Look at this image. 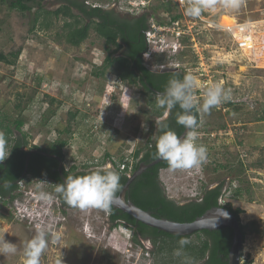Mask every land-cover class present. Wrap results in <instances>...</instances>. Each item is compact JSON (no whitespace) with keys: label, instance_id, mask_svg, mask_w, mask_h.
Listing matches in <instances>:
<instances>
[{"label":"rangeland","instance_id":"obj_1","mask_svg":"<svg viewBox=\"0 0 264 264\" xmlns=\"http://www.w3.org/2000/svg\"><path fill=\"white\" fill-rule=\"evenodd\" d=\"M40 1L43 11H54L65 3V0ZM87 1L92 6L126 13L118 8L116 2L120 0ZM172 4L176 6L172 13H178L179 8ZM154 5L155 1L151 0L145 9L137 12L148 11L152 16L148 24L152 21L158 24L168 17L163 10L154 12ZM37 12L32 7L20 13L0 3V55L9 59V54L18 53L13 65L0 60V115L10 121L23 118L21 131L27 136L28 145L40 148L56 139V128H65L70 122L75 135L69 139L71 146L65 149L66 168L83 159L99 161L104 152L115 162L131 157L127 153L142 145L148 121L155 118L140 115L147 108L145 101L139 99L138 90L120 85L112 70L99 82L92 76L91 71L104 57L102 40L92 31L78 47L71 46L65 43L61 29L65 20L51 18L50 28L44 29L41 20L33 23ZM221 16L234 19L233 29L242 23L246 32L253 35L255 59L236 48L235 36L222 25ZM184 17H179L181 23L196 25L195 29L188 27L183 32L193 38V42H187L193 46L188 45L192 57H195L193 49L202 56L196 64L202 63V72L197 73L196 60L190 62L191 56L185 59L188 63L177 57L188 46L176 50L163 63L154 64L151 59L150 66L165 69L178 63L179 69L197 78L194 93L200 103L205 90L213 83H222L225 89H231V99L208 113H202L199 104L196 106L201 113L196 129L197 143L207 148V159L201 167L193 171L161 169L159 178L167 197L178 203L196 199L202 185L214 187L223 182L220 201L242 211L238 219L245 226V236L240 263L264 264V0H239V7L235 9L225 8L223 0H217L214 10H204L196 20L185 13ZM207 21L215 23L213 28L207 26ZM167 46L169 49L170 45ZM208 68L213 73L204 72ZM212 69L221 73L212 77L216 74ZM49 97L56 100L53 105L49 104ZM227 102L234 106H228ZM71 113H76L75 123L70 121ZM10 129L12 137L17 135L13 126ZM122 153L125 155L120 159ZM218 165L225 167L218 168ZM104 167H110L109 161ZM25 182L18 186L17 192L21 194L17 200L1 204L0 237L15 243L17 251L0 255V264H23L26 243L40 229L45 231L48 240L41 264H79L80 261H85L82 264H104L105 261L162 264L168 261L169 257L159 258L149 241L133 246L132 231L125 226L111 228L105 208L58 210L53 203L57 192L50 182L29 179ZM239 186L241 194L236 196L234 190ZM41 192L52 198H38ZM178 257L173 253L170 259L177 261Z\"/></svg>","mask_w":264,"mask_h":264},{"label":"trees","instance_id":"obj_2","mask_svg":"<svg viewBox=\"0 0 264 264\" xmlns=\"http://www.w3.org/2000/svg\"><path fill=\"white\" fill-rule=\"evenodd\" d=\"M153 1L156 3L152 7L154 12L163 10L168 15L165 20L158 21L159 24L166 25L180 17L179 14L172 13V11H175L176 6L171 1ZM0 3L6 4L8 9L20 13L28 12L32 7H36L38 12L33 19V23L35 25L41 20L42 22L40 24L44 29L50 28L51 18H54V20L58 18L64 19L65 21L61 28L64 32V41L74 47H78L86 40L90 31H92L98 39L102 40V50L104 52L101 64L91 71L92 76L99 82V80L105 79L108 71L110 72L112 70L115 72L116 81L120 85L128 87V90L138 86L145 89L144 92L141 91L139 99L145 101V107L148 110H141L140 115L143 117H146V115H154L155 118L151 122L148 121L149 128L147 127V130L144 131L146 139L142 145L139 144V147H134L131 152L127 153L134 160L132 172L137 169L139 164H148L159 157L156 140L164 131L172 130L179 136L183 133L185 128L177 123L178 115L182 112L178 105L171 110L165 119L156 120L162 118L166 111L165 108L158 105L159 96L157 94L164 93L169 80L182 78L187 70L176 69L174 71L155 72L143 66L144 60L142 59V54L146 50L144 33L149 25L148 19L152 17L148 11L144 10L141 14L131 11L128 13L129 15L119 17L111 9L103 8L100 5L92 6L87 0H65V3L54 11H43L40 0H0ZM185 41L183 43L190 45L187 43L189 41ZM190 50L192 49L188 46L178 54L177 57L183 59L181 62L188 63L185 62V59L189 56H191L190 62L195 59V57H192ZM187 53L189 55H186ZM8 56L10 57L9 59L7 56L0 55V60L7 65H13L18 53L9 54ZM154 59L152 60L154 64L164 61L159 56ZM194 65L196 66V62ZM174 74L178 75L174 76ZM48 102L53 105L56 100L49 97ZM127 102L128 99L125 100V103ZM226 104L228 106H234L230 102ZM54 112L52 111L53 114ZM192 114L196 117L199 125L201 118L200 111L195 107L192 110ZM70 117V121L74 122L76 113H71ZM45 122L46 119L43 123L46 125L47 123ZM161 122L167 124L166 129L162 128ZM24 123L23 118L10 121L7 117L0 115V131L5 134L7 147L10 150L9 156L0 163V196L4 200L3 203H12L21 194L17 192L19 186L17 182L19 181L27 182L28 179L35 181L48 179L55 188L56 184L63 183L57 171L58 161L52 157L41 155L38 152L30 154L26 172L23 176L22 173L25 158L31 150L42 151L43 153L57 156L64 164V161H67L65 149L71 146L69 139L75 135L72 133V124L68 122L65 128H56V139L43 148H40L28 145L27 136L21 131ZM11 126L14 127L17 133L14 137L11 136L13 134L10 129ZM63 135L64 137H62ZM79 152H82L81 149H79ZM124 155L125 153H122L120 159ZM73 158L71 157V159ZM71 159L69 158V160ZM83 160L78 161L79 164L72 163L67 169L62 168V175L65 180L69 176L89 174L99 167H104L106 162L109 161L112 167L105 168L114 170L120 175V188L115 196L120 192L127 177L124 172L118 170L114 162H111V155L109 153L104 152L99 161ZM223 167L225 165H218V168ZM167 168H169L167 162L162 160L158 164L146 169L129 185L125 195L126 200H129L141 210L149 212L155 218H164L178 223L192 222L202 216L207 210L214 207L226 208L238 219V215L242 211L239 208L233 209L228 202L220 201L223 200V182L214 187L202 185L200 187V194L196 199L178 203L168 198L167 194H165L162 181L159 178V171ZM234 194L236 196L241 194L240 186L234 190ZM57 196L62 209L63 207L72 208V206L64 202L61 194L57 193ZM106 211L111 228L123 225L132 231L131 242L133 246H139L143 241L148 240L159 258L160 256L163 259L165 256V259L169 257L168 261L162 264H187L188 262L191 264H228L227 258L233 236V232L229 228L213 231L201 230L188 236H177L137 222L128 214L110 205L106 208ZM244 228L245 226L240 225L243 239L245 236ZM181 239H187L189 241L183 248L179 244ZM177 250L181 254L177 258V261H173L170 258ZM240 264H250V262L244 261Z\"/></svg>","mask_w":264,"mask_h":264},{"label":"clouds","instance_id":"obj_3","mask_svg":"<svg viewBox=\"0 0 264 264\" xmlns=\"http://www.w3.org/2000/svg\"><path fill=\"white\" fill-rule=\"evenodd\" d=\"M217 0H189L185 15L199 18L204 10H214ZM223 7L235 9L239 0H223ZM178 75V74H174ZM197 78L186 73L182 78L170 79L165 92L159 96L158 105L166 109L165 115L177 105L182 110L177 123L187 129L183 137L172 130L164 131L157 137L156 147L160 159L167 162L170 171L193 170L201 167L207 159V148L197 143L198 121L192 110L199 104L202 113H208L212 108L231 99V89H225L222 83L211 84L204 92L202 103L194 93ZM162 128L167 124L161 122ZM10 154L5 134L0 131V162ZM44 183V182H42ZM120 188V175L109 168L99 167L89 174L69 176L64 183L56 184V192L61 194L64 202L72 207L108 208ZM38 198L50 200V194L41 192ZM187 239H181V248L187 245ZM48 247L46 233L40 229L36 236L26 243L23 264H41V256ZM17 251L15 243L0 237V255L14 254ZM181 254L179 250L175 253Z\"/></svg>","mask_w":264,"mask_h":264},{"label":"water","instance_id":"obj_4","mask_svg":"<svg viewBox=\"0 0 264 264\" xmlns=\"http://www.w3.org/2000/svg\"><path fill=\"white\" fill-rule=\"evenodd\" d=\"M144 66L151 71H155V72L164 71V70H159V68L150 67L148 64H144ZM186 131L187 129H184L183 133L180 136L183 137ZM33 152L35 151L28 153V155L25 158V164H24V170L22 176L26 172L29 156ZM40 154L47 157L55 158L43 152H40ZM161 161L162 159L158 157L148 164H143V163L140 164L138 168L131 174V176L127 178L120 192L116 196H114V199L112 200L110 206L128 214L135 221L140 222L148 227L177 236H188L201 230L213 231V230H220L223 228H229L232 230L233 236H232L231 247L228 253L227 262L228 264H240L243 235H242V231L240 230L238 220L230 211L223 208L214 207L207 210L202 216L196 218L192 222L178 223L164 218H155L149 212L141 210L140 208L136 207L133 203H131L129 200H126L125 195L129 188V185L146 169L158 164ZM57 170L59 175L62 177L61 162L59 163ZM61 179L62 182L64 183L65 179L64 178Z\"/></svg>","mask_w":264,"mask_h":264},{"label":"built area","instance_id":"obj_5","mask_svg":"<svg viewBox=\"0 0 264 264\" xmlns=\"http://www.w3.org/2000/svg\"><path fill=\"white\" fill-rule=\"evenodd\" d=\"M164 1H171L175 3L179 8L177 14H179L181 17H184L185 8L188 5L189 0H164ZM112 2L115 3V1ZM126 2L128 3V5L125 6ZM150 2L151 0H120L119 2L117 1L116 3H118V8L123 9L124 11H126V13L131 11L137 13L145 9V6H148ZM181 10H183V12ZM193 19L196 20L197 18H193ZM210 22L211 21H207L206 24L209 28H213L212 25L215 23L214 22L210 23ZM195 26H196L195 24L191 25L189 23L186 24L181 23L179 18L166 25H158L154 21H152L150 23L149 29L145 32L144 35L145 43H146V51L142 54L143 58L144 59L147 58L149 59L147 61H151V59H153L152 53L156 52L155 55H162L165 56L167 59H169V57L175 55L176 50L180 51L188 46L186 43H183L184 38L192 41L193 38L186 37L185 36L186 33H184L183 31L187 30L188 27L195 29ZM238 29L241 33L239 34L238 37H235V44H237L239 48H245V49L247 48L253 52L255 50L253 35L251 33L250 34L247 33L242 26H239ZM227 30L233 35V37L235 36L233 28L227 27ZM167 44L170 45L169 49H167L168 47ZM193 53L195 55L196 64H197V60L198 61L202 60V56L200 53L198 55L194 51V49H193ZM201 64L202 63L196 66V71L198 74L202 72L203 69ZM171 65L174 67H179L178 63H173ZM204 72L213 73L209 68ZM219 73H221V71H219ZM213 76L214 75H212V77ZM125 162L128 163V169H130L131 160L125 159ZM125 168H126L125 164L120 165V170H124Z\"/></svg>","mask_w":264,"mask_h":264},{"label":"bare ground","instance_id":"obj_6","mask_svg":"<svg viewBox=\"0 0 264 264\" xmlns=\"http://www.w3.org/2000/svg\"><path fill=\"white\" fill-rule=\"evenodd\" d=\"M126 5H128V3L126 2V4H125V6ZM120 10H123V9H120ZM221 22H222V25H225V28H226V30H227V27H230V28H233V27H235V21H234V19H232V18H230V17H228V16H221ZM159 24V23H158ZM159 25H161V24H159ZM149 26H150V24L148 25V28H147V30L149 29ZM156 26V25H155ZM239 26H242L244 29H245V31H247L246 30V27H244L243 26V24L242 23H239L238 24V27ZM238 27H237V29H234V31H235V33H236V35H235V37H238L239 36V34L241 33L240 31H239V29H238ZM146 30V31H147ZM145 31V32H146ZM144 35H145V33H144ZM183 40H187V41H189L190 43H191V41L189 40V39H183ZM235 46H236V48L239 50V51H241L242 53H247V56H250V57H254L253 59H255V57H256V51L254 50L253 52L251 51V50H249V49H245V48H239L238 47V45L237 44H235ZM193 47V46H192ZM146 51V50H145ZM144 51V52H145ZM156 54V52H153L152 53V56H153V60H155L154 58H156V57H162L163 59H164V61H162V62H160V63H163V62H165L166 60H169V59H167L165 56H162V55H155ZM194 54V53H193ZM142 59L144 60V62H146V63H150L149 61H147V60H149V59H147V58H143V56H142ZM158 66V65H157ZM173 68H175V69H178L179 70V68L180 67H173ZM213 71H215V73L216 74H213L214 76H218V74H219V72L217 71V70H213ZM214 79V78H213ZM49 155V154H48ZM125 159H130L131 160V165H130V169H128V163L127 162H125ZM125 159H122L121 161H119V162H115L114 160H112L111 162H114L115 164H116V167L118 168V170L120 171V172H124L125 173V175H126V177L127 178H129L130 176H131V174L133 173L132 172V169H133V163H134V160H133V158H131V157H126ZM121 164H125V166H126V168L124 169V170H120V165ZM109 165H110V167H112V165H111V163L109 162ZM140 165V164H139ZM62 168L63 169H65L66 167H65V165L63 164L62 165ZM138 168V167H137ZM67 169V168H66ZM60 178H64L63 177V175H62V177L60 176ZM65 179V178H64ZM62 180V179H61ZM22 183H18V185L20 186ZM33 199H35V198H33ZM53 199H54V204H55V206H56V209H58V210H62V208H61V205H60V203H59V200H58V196H57V193L53 196ZM15 200H17L16 198L14 199V201ZM34 203H38L39 201L38 200H34L33 201ZM43 203V201H41L40 202V204H42ZM64 208V207H63ZM219 208H222V207H219ZM223 209H226V208H223ZM105 210H106V208H105ZM227 210V209H226ZM106 213H107V211H106ZM108 215V214H107ZM237 219V218H236ZM238 220V219H237ZM239 222V221H238ZM239 226H240V224H239ZM48 231V230H47ZM148 241V240H147Z\"/></svg>","mask_w":264,"mask_h":264},{"label":"flooded vegetation","instance_id":"obj_7","mask_svg":"<svg viewBox=\"0 0 264 264\" xmlns=\"http://www.w3.org/2000/svg\"><path fill=\"white\" fill-rule=\"evenodd\" d=\"M112 11H113V13L114 14H117L119 17H122V16H124V15H129L128 13H122V11H119L118 9H111ZM122 51V50H121ZM144 64H148L149 66H150V64L151 63H146V62H144ZM144 64H143V66H144ZM145 67V66H144ZM150 67H152V66H150ZM146 68V67H145ZM154 68V67H153ZM159 70H164V71H174V70H176L175 68H163V67H161ZM136 89L138 90V93H139V95H141V91L142 92H144L145 91V89L143 88V87H141V86H138V87H136ZM168 115H165V113H164V115H163V117L162 118H160V119H157L158 121L159 120H162V119H165L166 117H167ZM32 151H35V150H31L30 152H32ZM29 152V153H30ZM36 152H38V153H40V151H35V152H33V153H36ZM42 152V151H41ZM46 154V153H45ZM51 156H53V155H51ZM53 157H55L54 159L55 160H57L58 161V166H59V163L61 162L62 163V161L59 159V157H57V156H53ZM0 163H2V162H0ZM62 165H63V163H62ZM58 166H57V169H58ZM58 171V170H57ZM59 174V173H58ZM32 181V180H31ZM33 181H35V180H33ZM46 181H48V182H50V180H46ZM18 183H23L22 181H19V182H17V184ZM3 202H4V200H3V198L0 196V210H1V204H3ZM65 214V213H64ZM73 236V235H72ZM74 239H75V237H74ZM76 240V239H75ZM76 241H78V240H76ZM92 263H94L93 261H91ZM82 263H85V261H80L79 262V264H82ZM89 264V263H88ZM104 264H110V261H105V263ZM149 264V263H148Z\"/></svg>","mask_w":264,"mask_h":264}]
</instances>
